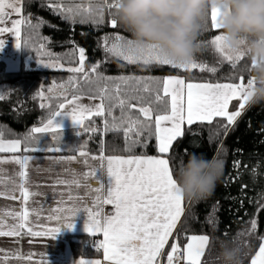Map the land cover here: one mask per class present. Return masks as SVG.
Segmentation results:
<instances>
[{
    "label": "trees",
    "instance_id": "1",
    "mask_svg": "<svg viewBox=\"0 0 264 264\" xmlns=\"http://www.w3.org/2000/svg\"><path fill=\"white\" fill-rule=\"evenodd\" d=\"M116 0H22V14L30 18L31 24L25 23L20 34V69L7 72L5 64L0 62V84L5 86V96L0 97V133L6 140H21V154L45 155H87L104 156H161L157 151L154 135L143 133L140 142L129 151L127 144L135 139L129 134L126 139L123 125L119 130L111 128L112 118H119L121 110L113 107L112 115H93L77 127L63 128L62 131H49L32 134L34 127H43L48 119L59 110V105L71 99L73 95L81 98H92L98 88H107L115 92L120 78H139L148 83L151 91L144 92V85L121 84V89H137V94L144 97V104L133 101L135 107L127 109L133 117L145 118L140 114V106H151L163 113L165 103L170 110V99L163 93L162 81L169 76H209L214 78H241L244 85L248 77L245 68L246 57L233 62H226L214 73H202L196 70L183 71L170 66L151 64H128L121 60H106L101 49V39L105 35H119L133 40L130 32L111 26L114 19L113 8ZM61 9L69 6L78 9L75 23L65 19L55 5ZM103 12L99 23L88 20L80 23L81 16L96 15ZM220 34L219 29L211 27L210 10L208 11L196 38L197 49L193 60L213 66L215 58L211 53V41ZM85 49V70L89 72L85 82L81 73L67 71L69 67L79 66L78 49ZM58 61L54 69H40L39 63ZM99 63L98 69L107 81L96 82L95 74L90 67ZM75 78L74 84H69ZM52 85H64L65 95L50 96L48 107H39L35 91L39 88L47 91ZM162 98L157 102L156 96ZM155 112L152 116L154 131ZM109 123L108 129L105 128ZM184 136L174 142L170 153L165 154L169 160L173 177L178 169L191 156H202L222 163V173L211 194L193 200L184 198L183 214L174 231L173 241L180 248L184 247L192 235L207 236L208 243L201 264H223L222 253L227 248H235L239 253V264H249L264 238V102L250 104L245 112L232 125L224 138L183 126ZM34 137V138H33ZM25 147L29 151H24ZM32 148L42 150L32 151ZM60 151H49L57 149ZM256 228H252V222ZM63 238L69 243L72 256L75 258H99L100 250L93 247L96 236L66 235ZM171 244L166 249L169 252ZM167 256V255H166ZM184 264V263H182Z\"/></svg>",
    "mask_w": 264,
    "mask_h": 264
},
{
    "label": "snow or ice",
    "instance_id": "2",
    "mask_svg": "<svg viewBox=\"0 0 264 264\" xmlns=\"http://www.w3.org/2000/svg\"><path fill=\"white\" fill-rule=\"evenodd\" d=\"M114 4H109V8H115ZM6 9L15 13L19 19L11 20V27H5L6 17L11 13L6 12ZM22 0H0V34L14 33L17 37L20 35V27L25 23L31 24L30 18H24L22 13ZM55 10L60 11L65 15V19L75 23V16L78 14V9L64 6L61 9L60 4L55 5ZM225 14V11L213 6L210 10L211 27L219 29L220 18ZM103 19V12L96 15L81 16L80 23H85L92 20L94 23H99ZM111 26L117 27V21L111 20ZM116 43L111 47L107 46L105 41V51L122 58L128 63H142L144 66L155 64L157 66L169 65L173 69L191 70L199 69L200 71L215 72L214 67H208L203 63H197L193 59L188 63L176 64L165 58L159 53L154 45H137L132 40L121 42V37H115ZM223 37L216 35L212 43L215 49L221 56L235 64L244 56L242 54H233L227 51L222 43ZM5 45V41L0 39V49ZM17 49H21V45H15ZM79 66L69 67L67 71L71 73H81L84 75L85 82L88 81L89 72L85 70L84 64L86 60L85 49L79 48ZM58 61H53L48 64H43L44 67H55ZM100 64L97 63L90 67V73L95 74L96 82L107 81L111 78L104 77L99 73ZM135 80L136 85L143 84V91L149 92L151 88L148 83L139 78H120V83L116 85L115 92H110L107 88H98L94 93H90L92 98L98 97L100 103L94 106H84L78 103L79 96L73 95L72 99L67 100V107L64 103L59 105L63 111L55 112L43 127H34L31 130L32 134L44 133L47 131H62L61 124L57 121L58 117H68L73 125H80L85 118V113L89 116H101L107 113L112 115L113 107H119L121 116L113 117L111 128L119 130L123 125L126 139H129V134L132 133L135 139H130L127 144V149L131 151L134 145L140 142V138L144 132H147L149 137L154 135L156 140L157 151L162 154L161 157L151 156H129L123 157H107V186L106 193L105 185L100 183V169L91 168L89 172L82 174V179L75 173L72 174L71 180L58 179L56 184L67 185L69 191L67 193L60 192L61 200L58 204L68 205L67 207H58L52 209L47 219L56 221L57 226L44 228L43 231H34L31 226L30 216L35 215L39 218L40 213L36 210H29L26 206L30 197L40 195L38 192H31L26 186L27 172L25 169L28 166L30 157H11L8 159H0V165L15 163L21 166L19 177L23 182L19 184L20 196L23 198L25 206L21 211L8 212L7 215L13 217L16 223L8 226V230H0V236H19L21 234L28 236L43 235L50 239H55L61 228L71 230L74 226L73 219L80 213L81 202H86L90 195H93L92 207L84 204L83 210L87 213V221L84 223L83 230L89 234L103 233L104 239L98 245V248H103L104 259L111 264H159V257L163 255L165 246L169 243V238L173 235L177 223L183 214L182 202L184 200L183 193L179 188L176 180L173 177V171L170 168L169 160L164 158L165 154L170 153L173 144L178 139L184 136L183 126L186 124L189 128L197 122H207L211 124L214 117L226 118L227 126L233 125L237 118L241 116L245 109V105L249 103L251 95L249 85L252 83L247 80V86L243 83V77L236 84H211V83H186L185 79L177 76H169L163 79V93L165 97L171 98L170 110L165 103L163 108L164 114H159L160 109H154L149 103V106H140L139 112L145 118L141 120L139 117L127 111V109L135 107L133 101H138L141 105L144 104V97L137 94V89H121V84L130 85ZM74 78H70L69 84H74ZM64 88V85H60ZM51 91V89H49ZM185 92H186V107H185ZM43 94L41 93V96ZM233 99H239L240 104L235 112H229V103ZM156 101H162V98L157 94ZM70 109V111H69ZM155 114L154 131L152 127V116ZM109 123L106 122L105 128L108 129ZM34 138V137H33ZM21 140H6L3 134L0 133V153H15L20 149ZM32 151L42 149L32 148ZM49 151H60L57 149H48ZM24 151H29L25 147ZM79 157H84L83 163L89 164L88 155L84 151H80ZM79 157L68 156L60 157L59 161L73 160L79 161ZM92 160H97V157H92ZM103 162L105 157H99ZM103 163H101V168ZM91 179L97 180L100 187L93 189ZM77 190L83 188L84 196L73 195L72 189ZM15 189H13L14 191ZM0 195H4L0 192ZM67 196V200L63 197ZM11 199H16L15 196H10ZM110 204L114 208V213L104 214L102 205ZM43 207V206H41ZM69 222L65 223V220ZM5 221L0 219V228H3ZM27 228V231L23 230ZM252 228H256V222H252ZM189 242L184 246L182 254L181 248L176 242L171 243V251L167 252V264H201L202 257L208 243L207 236L192 235L188 237ZM2 251V250H0ZM19 258V257H18ZM3 264V262H0ZM48 264V260H46ZM79 264H99V262L86 261L81 259ZM250 264H264V243H261L258 251L252 256Z\"/></svg>",
    "mask_w": 264,
    "mask_h": 264
},
{
    "label": "crops",
    "instance_id": "3",
    "mask_svg": "<svg viewBox=\"0 0 264 264\" xmlns=\"http://www.w3.org/2000/svg\"><path fill=\"white\" fill-rule=\"evenodd\" d=\"M6 12L11 13V10L6 9ZM21 16L23 17L22 13ZM19 18L20 17L16 16L15 13H11L10 16L5 18L6 23L3 26L10 28L11 20H15ZM21 27H20V34H21ZM0 39H3L5 41L4 47L0 49V62H3L5 64V68L7 72H17L20 69V49H17L15 45L17 43L20 44V35L17 37L14 33L11 32L3 33L0 34ZM211 44H213L212 41ZM180 78L185 79L186 83L191 82V83H211V84H217V83L236 84L240 82L239 78H233V77L214 78L209 76L208 77L187 76ZM64 92L65 91L62 90L61 94ZM79 99L91 100L94 101L96 104L100 103V101L90 98L79 97ZM169 99L171 103V98L169 97ZM66 103L67 101L64 102V104ZM239 104H240L239 99L231 100L229 103L228 111L235 112L238 109ZM249 104L250 103L245 105L244 111L247 109ZM185 107H186V92H185ZM58 111H60V108ZM90 117L91 116L83 119L82 123L84 122V120ZM225 125H227L226 118L214 117L213 122L211 124L207 122H203V123L197 122L194 123L190 127V129L206 132L224 138L228 133V131L230 130V128L232 127V125H230L227 126V128H225ZM185 126L187 125L185 124ZM68 127H77V126H68ZM20 151L21 149H19L15 153H10V152L0 153V159H8L14 156L20 158L27 156L31 158L29 160L27 168L25 169V171L27 172L26 186L29 188L31 192L40 193V195H37L35 197H30L26 205L30 211L36 210L37 212L40 213L39 218H37L35 215L30 216V220L32 222L31 226L34 231L39 232V231H43L44 228L57 226L56 221H49L47 217L50 214H52V209L68 206L65 204H58V201L61 200V196L59 195V193L60 192L67 193L69 191L67 185L56 184V181L58 179L71 180L73 173H75L78 177L82 179L83 173L89 172L91 168H97L100 169L98 175L100 177V183H103L105 185L104 191L106 193V186L108 179L106 158L110 156L88 155L89 164L85 165L83 163L84 157H79V155H45V154L25 155V154H21ZM68 156L79 157L80 162H77L76 160H73L71 162L68 161L58 162L60 157H68ZM101 156L105 157L103 162H101L99 159V157ZM92 157H97V160H92L91 159ZM114 157L127 158L129 156H114ZM151 157H161V156H151ZM101 163H103L102 168H101ZM20 170H21V166L15 163L0 165V192L4 193V195H0V219H3L5 221V225L3 226V228H0V230L6 231L8 230V226L10 224L16 223L13 217L7 215L8 212L21 211L25 206L23 198L20 196V190H19V184L23 182L19 177ZM88 182L91 183L93 189L100 187V183H98L97 180L95 179H91ZM13 189L15 190L13 191ZM72 191H73V195L78 194L80 196H84L83 188L79 190L73 188ZM10 196H15L16 199H11L9 198ZM93 196L94 194L90 195L87 198L86 202H81L80 213L76 217L72 218L74 220L73 228L71 230H68L66 228H61V231L57 234L55 239H50L49 237L43 235L28 236L21 234L19 236H0V250H2L0 251V262H3V264H46V260H48V264H79V261L81 259H84L86 261L99 262V264H111V262L106 261L104 259L103 248H99L101 254L99 258L73 257L69 243L63 238V236L66 235H88L92 237L96 236L99 242L103 241L104 236L102 232L92 235L83 230L84 223L88 219L87 213L84 212L83 207L85 203L87 204L88 207H92ZM63 199L67 200V196L65 195ZM102 208L104 214L114 213V208L110 204H104L102 205ZM180 220L181 218L179 219L177 226ZM67 222L69 221L66 219L65 223ZM23 231L26 232L27 228H25ZM172 242H174L173 235L169 238V243L165 246L163 255L159 257V264H167V256H166L167 253L165 251ZM261 243H264V238L262 239ZM183 248L184 247L181 248L182 251ZM169 251H171V246ZM182 263L184 262L182 261Z\"/></svg>",
    "mask_w": 264,
    "mask_h": 264
},
{
    "label": "clouds",
    "instance_id": "4",
    "mask_svg": "<svg viewBox=\"0 0 264 264\" xmlns=\"http://www.w3.org/2000/svg\"><path fill=\"white\" fill-rule=\"evenodd\" d=\"M116 4L114 19L131 33L133 42L154 45L176 64L193 59L198 31L211 7L225 11L219 21L222 43L227 51L248 60L249 103L264 102V0H116ZM222 169L218 160L191 156L175 180L184 198H203L213 191ZM221 255L223 264H239L235 248Z\"/></svg>",
    "mask_w": 264,
    "mask_h": 264
},
{
    "label": "rangeland",
    "instance_id": "5",
    "mask_svg": "<svg viewBox=\"0 0 264 264\" xmlns=\"http://www.w3.org/2000/svg\"><path fill=\"white\" fill-rule=\"evenodd\" d=\"M116 36L117 35H115V36L105 35L104 37H102V39H101L102 40L101 41V49L104 52V55L106 57V60H121V61L127 62V61L123 60L122 58L117 57V56H114V55H112V54H110V53H108V52L105 51V46H106L105 45V41H107V46L108 47H111V45L113 43H116L117 42L115 40V37ZM120 37H121V42L127 40L126 38H124L122 36H120ZM210 46H211V49H210L211 50V53H212L213 57L215 58L216 63L215 64L213 63V66H209V65L206 64L208 67H214V68H216L219 65H221L223 63H226L228 61V60L224 59L221 56V54L216 51L215 45L211 44ZM195 62H197V63H203L201 61H195ZM43 64H48V63H39L38 64V68H40V69H54V68H56V66L55 67H44ZM128 64H130V63H128ZM132 64H142V63H132ZM167 66H169V65H167ZM180 70H182V69H180ZM191 70H196L197 72H202V73H213V72H209V71H200L198 68L197 69H191ZM191 70H187V71H191ZM183 71H185V70H183ZM202 77H208V76H202ZM228 78H232V77H228ZM74 80H75V78H74ZM245 86H247V84ZM49 89H51V91H49ZM4 90H5V86L2 85V84H0V97H4L5 96ZM62 90L63 91H66V89L65 88H61L60 85H52L50 88L47 89V91H44V92L42 91L41 88H39L38 90L35 91L34 96H35V99L37 100V102H39V107H41V108L42 107H48V105H49L48 98L50 96H57V95L63 96V95H65V93H62L61 94ZM41 93L43 94L42 96H41ZM78 103L81 104V105H84V106H89V107L94 106L96 104L94 101L87 100V99H79L78 100ZM65 105L67 107V103ZM60 111H63V110L60 109ZM69 111H70V109H69ZM86 117H89V115L87 113H85V118ZM57 121L61 124V128L68 127V126H79V125H73L72 122H71V120L68 117H63V118L58 117L57 118Z\"/></svg>",
    "mask_w": 264,
    "mask_h": 264
},
{
    "label": "built area",
    "instance_id": "6",
    "mask_svg": "<svg viewBox=\"0 0 264 264\" xmlns=\"http://www.w3.org/2000/svg\"><path fill=\"white\" fill-rule=\"evenodd\" d=\"M99 244H100L99 240L98 239H95V241L93 243L94 249L99 250V248H98V245ZM181 254H182V250H181ZM181 264H182V261H181Z\"/></svg>",
    "mask_w": 264,
    "mask_h": 264
}]
</instances>
